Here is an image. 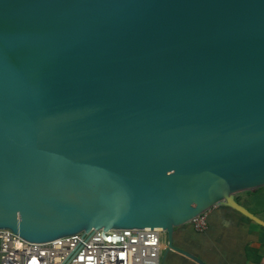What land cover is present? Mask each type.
Segmentation results:
<instances>
[{"label":"water","instance_id":"water-1","mask_svg":"<svg viewBox=\"0 0 264 264\" xmlns=\"http://www.w3.org/2000/svg\"><path fill=\"white\" fill-rule=\"evenodd\" d=\"M264 186V0H0V229L164 231Z\"/></svg>","mask_w":264,"mask_h":264},{"label":"built area","instance_id":"built-area-1","mask_svg":"<svg viewBox=\"0 0 264 264\" xmlns=\"http://www.w3.org/2000/svg\"><path fill=\"white\" fill-rule=\"evenodd\" d=\"M207 209L190 221L197 232L207 228ZM164 231L92 229L32 244L10 229H0V264H160Z\"/></svg>","mask_w":264,"mask_h":264},{"label":"crops","instance_id":"crops-1","mask_svg":"<svg viewBox=\"0 0 264 264\" xmlns=\"http://www.w3.org/2000/svg\"><path fill=\"white\" fill-rule=\"evenodd\" d=\"M241 205L264 221V186L237 195ZM174 244L206 264H264V227L224 206L212 207L207 228H177ZM160 264H198L173 250H162Z\"/></svg>","mask_w":264,"mask_h":264}]
</instances>
